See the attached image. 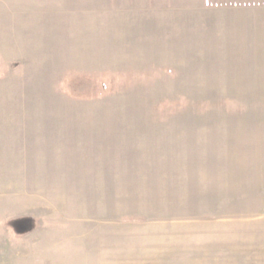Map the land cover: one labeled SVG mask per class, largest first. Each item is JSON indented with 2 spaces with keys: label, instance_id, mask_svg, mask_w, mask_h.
Masks as SVG:
<instances>
[{
  "label": "rangeland",
  "instance_id": "374dc122",
  "mask_svg": "<svg viewBox=\"0 0 264 264\" xmlns=\"http://www.w3.org/2000/svg\"><path fill=\"white\" fill-rule=\"evenodd\" d=\"M0 264H264V0H0Z\"/></svg>",
  "mask_w": 264,
  "mask_h": 264
}]
</instances>
